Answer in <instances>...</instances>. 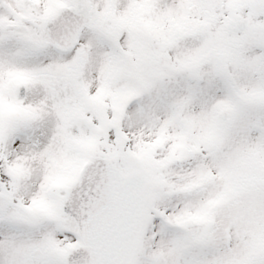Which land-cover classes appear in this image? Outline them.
Masks as SVG:
<instances>
[{"label":"snow or ice","instance_id":"6c2138e0","mask_svg":"<svg viewBox=\"0 0 264 264\" xmlns=\"http://www.w3.org/2000/svg\"><path fill=\"white\" fill-rule=\"evenodd\" d=\"M0 264H264V0H0Z\"/></svg>","mask_w":264,"mask_h":264}]
</instances>
